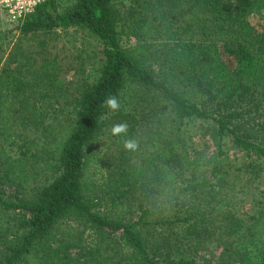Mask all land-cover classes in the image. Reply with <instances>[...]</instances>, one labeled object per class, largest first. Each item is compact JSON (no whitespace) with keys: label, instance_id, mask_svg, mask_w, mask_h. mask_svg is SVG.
Masks as SVG:
<instances>
[{"label":"trees","instance_id":"16d2710c","mask_svg":"<svg viewBox=\"0 0 264 264\" xmlns=\"http://www.w3.org/2000/svg\"><path fill=\"white\" fill-rule=\"evenodd\" d=\"M117 1L76 0L61 10L47 0L19 29L25 38L80 27L98 42L100 75L76 88L70 112L55 108L70 94L54 60L43 65L44 93L0 70V264H199L194 253L211 254L204 243L226 219L225 140L246 158V173L264 169V26L254 14L264 0H127L122 11ZM122 35L134 44H121ZM131 87L124 104L132 110L102 107ZM197 120L211 154L186 144L185 129ZM125 122L126 136L110 135ZM102 134L119 146L135 139L138 148L101 165ZM34 165L45 173L41 186L29 183ZM258 244L255 258L240 255L243 264H264Z\"/></svg>","mask_w":264,"mask_h":264},{"label":"rangeland","instance_id":"374dc122","mask_svg":"<svg viewBox=\"0 0 264 264\" xmlns=\"http://www.w3.org/2000/svg\"><path fill=\"white\" fill-rule=\"evenodd\" d=\"M76 0H59L60 9L71 7ZM127 0H118L114 4L121 10ZM122 11V10H121ZM259 17V22L264 26V8L258 7L254 13ZM23 24V23H22ZM22 24L11 26L0 15V70L5 67L8 71H15L22 75V81L25 83V78L32 84L30 88L34 92L44 93L47 88L45 80L41 74L46 72L44 64L50 63L51 60L56 62V68L52 72H56L59 79L63 80L68 90L69 104L64 105L63 100L59 99L60 105H55L56 109L64 110L63 113L72 110L73 95L76 93V88L81 82L87 80L93 82L100 75L102 62L100 60V46L97 41L84 29L80 27H70L68 29H54L50 32H38L28 34L25 38L21 37L19 31ZM121 44H134V39L121 36ZM9 56V57H8ZM8 57V58H7ZM65 89V90H66ZM134 92V88L124 91L120 98L121 107L126 110H132V107L127 103L129 95ZM151 108V107H150ZM149 109V107H148ZM155 112V110H153ZM47 113H51V109L47 108ZM59 116L49 115V120L58 117L61 120L62 114ZM166 115V114H165ZM52 117V118H51ZM149 118V117H148ZM151 118V116H150ZM149 118V119H150ZM204 123L200 120L192 121L184 132V138L187 146L195 151L202 152L204 155L211 154L214 150L211 140L208 135L203 132ZM33 136V135H32ZM109 134H102L97 145L96 153L102 158L103 164L108 159L113 160L120 156L125 150L123 146L116 145L113 138H108ZM143 149V145L140 146ZM222 149V157L226 158V180L222 185L224 193L222 197H227L228 204L223 208L225 220L222 227L215 232L204 243L209 255L204 251L194 253L199 264H243L240 255L244 251H250L252 258L258 255L253 245H260V241L264 242V217L258 219L260 209L264 211V169L258 173H246L242 169L246 158L232 149L229 141L225 140ZM94 152L91 151V153ZM41 154V153H40ZM124 155H128L125 153ZM96 157V156H95ZM31 160L30 162H33ZM30 168V164H26V170ZM106 169L104 168V175ZM93 170L89 169V173ZM208 172H206L207 175ZM35 177L30 180L31 185L41 186L45 182V173L39 171L37 165H34V172H30ZM53 171L48 172V179H53ZM91 181H99V175H88ZM7 183V182H6ZM215 186V180L211 181ZM6 194L13 195L12 189L3 188ZM222 202V201H220ZM100 209L109 211V206L101 203ZM217 204V203H216ZM214 205V204H211ZM119 210L115 208L113 213ZM125 221L131 219L132 216L126 214ZM66 230L74 232L80 230L73 225L67 227ZM234 231V232H233ZM254 244L250 243V237ZM97 240H102V236L96 235ZM190 247V249H189ZM185 248L190 254L194 249L193 243H187ZM225 250V254L221 255V251ZM70 255L75 256L80 253L78 249L69 250ZM249 255V253L247 252ZM249 255V256H250ZM251 260H255L252 259ZM255 258V257H254Z\"/></svg>","mask_w":264,"mask_h":264},{"label":"built area","instance_id":"2783aa9c","mask_svg":"<svg viewBox=\"0 0 264 264\" xmlns=\"http://www.w3.org/2000/svg\"><path fill=\"white\" fill-rule=\"evenodd\" d=\"M47 0H0V15L11 26L22 24Z\"/></svg>","mask_w":264,"mask_h":264},{"label":"clouds","instance_id":"9594fccd","mask_svg":"<svg viewBox=\"0 0 264 264\" xmlns=\"http://www.w3.org/2000/svg\"><path fill=\"white\" fill-rule=\"evenodd\" d=\"M102 107L107 109L109 113H114L120 110L121 104L115 95H109L103 101ZM128 132V124L117 123L111 127L110 135L113 137L126 136ZM123 148L125 151L134 152L138 148V142L135 139L129 138L123 141Z\"/></svg>","mask_w":264,"mask_h":264}]
</instances>
